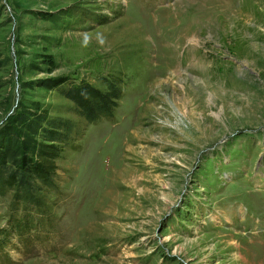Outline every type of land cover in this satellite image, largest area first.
<instances>
[{"label": "rangeland", "instance_id": "obj_1", "mask_svg": "<svg viewBox=\"0 0 264 264\" xmlns=\"http://www.w3.org/2000/svg\"><path fill=\"white\" fill-rule=\"evenodd\" d=\"M106 79L87 123L62 88ZM21 109L80 136L39 204L0 195V264H264V0H0V128Z\"/></svg>", "mask_w": 264, "mask_h": 264}, {"label": "trees", "instance_id": "obj_2", "mask_svg": "<svg viewBox=\"0 0 264 264\" xmlns=\"http://www.w3.org/2000/svg\"><path fill=\"white\" fill-rule=\"evenodd\" d=\"M105 86L101 90L89 83H67L62 93L78 116L97 123L113 118L123 93L114 80L106 79ZM79 136L77 124L70 119L27 109L12 112L0 128V195L13 190L17 201L39 204L38 187H53L54 160Z\"/></svg>", "mask_w": 264, "mask_h": 264}]
</instances>
